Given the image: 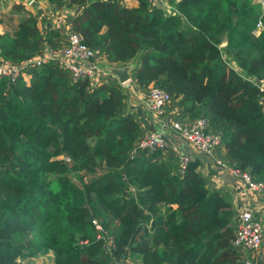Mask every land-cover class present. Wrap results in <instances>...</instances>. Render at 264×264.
<instances>
[{"label": "trees", "instance_id": "1", "mask_svg": "<svg viewBox=\"0 0 264 264\" xmlns=\"http://www.w3.org/2000/svg\"><path fill=\"white\" fill-rule=\"evenodd\" d=\"M79 7L71 31L108 62L138 58L130 79L162 89L189 119L217 133L226 163L263 184L264 110L249 77L264 79V8L253 0H46ZM21 9L20 5L15 6ZM0 18V23H1ZM257 33V34H256ZM32 15L0 34V57L19 63L57 48ZM0 79V264H238L235 210L209 190L198 159L177 171L159 150L133 153L141 134L127 85L71 80L53 59ZM109 236V252L91 220ZM252 264H264L257 259Z\"/></svg>", "mask_w": 264, "mask_h": 264}, {"label": "built area", "instance_id": "2", "mask_svg": "<svg viewBox=\"0 0 264 264\" xmlns=\"http://www.w3.org/2000/svg\"><path fill=\"white\" fill-rule=\"evenodd\" d=\"M147 2L149 7H167L166 0H147ZM260 3L264 5V0H260ZM25 5H34V1L28 0ZM260 24L259 20L255 24V30L257 32ZM61 30L60 40L58 42L59 46L57 48H51L50 44L43 42V48L40 53L19 63H12L0 57V79H6L8 84L13 83L19 76L26 80L28 75L25 73V70L31 67H37L47 59H53L62 70L68 73L71 80L86 79L90 86H94L102 82L103 78L111 76L109 70L103 69L97 64V58L102 55L97 50L88 48L82 42L80 35L70 30L69 24L61 27ZM250 81L260 92L258 102L261 109L264 110V79L250 78ZM126 83L117 82L116 84L124 86ZM171 100V96L160 88L154 86H148L146 88L145 105L156 116L162 115L165 106ZM167 123L168 120L161 122V126L166 128ZM169 129L175 132L180 140L198 153L210 155L219 146L221 147L218 134L210 130L206 119L203 117L187 118L185 120L175 117L169 123ZM151 150H159L163 154L175 156L178 173H182L187 163L195 158L190 153H182L177 143L168 142L161 131L143 132L135 142L132 152H149ZM219 164L238 178L243 190L262 192L263 184L259 181L252 180L247 171L240 172L238 169L230 168L226 160ZM234 219V232L231 245L238 253V264H251L255 260L262 243L264 233L263 224L244 205L235 212ZM91 223L98 232L96 238L103 240V246L109 252L112 246L110 237L102 234V229L97 219L93 218ZM105 238L107 240L106 243L104 242ZM116 264L131 263L129 259H125L117 261Z\"/></svg>", "mask_w": 264, "mask_h": 264}, {"label": "crops", "instance_id": "3", "mask_svg": "<svg viewBox=\"0 0 264 264\" xmlns=\"http://www.w3.org/2000/svg\"><path fill=\"white\" fill-rule=\"evenodd\" d=\"M0 3V10L6 12L0 13V34L11 33L13 28L19 19L27 14L32 15L37 20V26L44 38L47 30L62 31L61 27L67 26L69 20L78 11L79 7H62L56 9L53 5L49 4L46 0H33L34 5L26 6L28 0H3ZM11 3H14L10 5ZM121 4L131 7L135 6V0H118ZM20 5L22 8H16L15 6ZM165 12L172 11V4L163 8ZM9 13V14H7ZM138 58L127 61L125 63L116 64L110 63L104 56L97 58V64L103 68L109 70L111 67H126L129 75L126 91V103L127 106L135 112V116L140 123L141 133L147 131H161L165 139L168 142L177 143L179 150L182 153H190L198 159L197 171L203 176L205 186L209 190L221 189L223 190L235 212L239 210L241 206H246L253 213L255 218H258L263 224L264 230V192H250L243 190L240 185L238 178L233 176L225 167L219 163H223L226 160L224 150L222 146L218 147L214 153L210 155L202 154L194 151L189 145L180 140L175 132L169 129V123L175 119V117L185 120L187 116L178 111L176 100H172L165 106V109L160 116H156L150 112L145 105L146 100V89H139L134 85L130 79V73L137 66ZM102 82L105 83H117V79L114 76H107L103 78ZM177 113V114H176ZM167 127L163 128L161 122H166ZM235 219H233L234 225ZM129 260L131 264H139V256L135 255ZM257 259H264V233L262 243L256 255Z\"/></svg>", "mask_w": 264, "mask_h": 264}, {"label": "rangeland", "instance_id": "4", "mask_svg": "<svg viewBox=\"0 0 264 264\" xmlns=\"http://www.w3.org/2000/svg\"><path fill=\"white\" fill-rule=\"evenodd\" d=\"M1 1L2 2H4L3 0H0V3H1ZM12 1H10V5H12V4H14V3H11ZM253 2L255 3V2H258V0H253ZM259 5H260V7L261 8H264V5H261V3H260V0H259ZM4 13V12H6L5 10H0V13ZM7 14H9V13H7ZM26 12H25V16H26ZM24 16V17H25ZM262 28H264V26L262 25V23L260 24V26H259V28L257 29L258 30V32H259V30H261ZM257 32V33H258ZM256 33V34H257ZM7 34H10V33H7ZM136 119H137V117H136ZM138 121V120H137ZM104 242L106 243L107 242V240H106V238L104 239ZM51 257H52V252H46V253H40V254H37V255H35L34 257H30L28 260H29V263L30 264H43V263H48L50 260H51ZM130 259H132V258H130Z\"/></svg>", "mask_w": 264, "mask_h": 264}, {"label": "water", "instance_id": "5", "mask_svg": "<svg viewBox=\"0 0 264 264\" xmlns=\"http://www.w3.org/2000/svg\"><path fill=\"white\" fill-rule=\"evenodd\" d=\"M109 71L110 74L114 76L119 83H125L129 79L126 67H111Z\"/></svg>", "mask_w": 264, "mask_h": 264}, {"label": "clouds", "instance_id": "6", "mask_svg": "<svg viewBox=\"0 0 264 264\" xmlns=\"http://www.w3.org/2000/svg\"><path fill=\"white\" fill-rule=\"evenodd\" d=\"M60 8H62V7H60ZM56 9H58V8H56ZM27 15H28V14H26V16H27ZM26 16H25V17H26ZM69 28H70V25H69ZM70 30H71V29H70ZM255 31H256V30H255ZM58 32H59V34H60V31H58ZM256 32H257V31H256ZM102 56H103V55H102ZM109 69H110V68H109ZM109 72H110V71H109ZM250 78H255V77H249L248 79L250 80ZM128 80H129V79H128ZM117 82H118V81H117ZM250 82H251V81H250ZM118 83H119V82H118ZM125 83H126V82H125ZM127 83H128V81H127ZM127 83H126V84H127ZM251 83H252V82H251ZM126 84H125V85H126ZM252 84H253V83H252ZM253 85H254V84H253ZM258 92H259V91H258ZM259 94H260V92H259ZM171 98H172V97H171ZM172 100H174V99H172ZM172 100H171V101H172ZM171 101H170V102H171ZM170 102H169V103H170ZM177 108H178V111H179V107H178V106H177ZM138 122H139V121H138ZM139 124H140V123H139ZM140 128H141V126H140ZM141 134H142V133H141ZM141 134H140V135H141ZM130 258H131V257H130ZM130 258H129V260H130ZM139 263H140V262H139ZM252 263H253V261L251 262V264H252Z\"/></svg>", "mask_w": 264, "mask_h": 264}]
</instances>
